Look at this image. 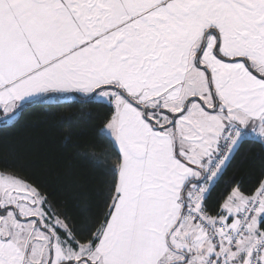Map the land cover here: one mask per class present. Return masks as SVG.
<instances>
[{
    "label": "snow or ice",
    "instance_id": "6c2138e0",
    "mask_svg": "<svg viewBox=\"0 0 264 264\" xmlns=\"http://www.w3.org/2000/svg\"><path fill=\"white\" fill-rule=\"evenodd\" d=\"M69 104L89 182L0 144V264H264V0H0V126Z\"/></svg>",
    "mask_w": 264,
    "mask_h": 264
},
{
    "label": "trees",
    "instance_id": "16d2710c",
    "mask_svg": "<svg viewBox=\"0 0 264 264\" xmlns=\"http://www.w3.org/2000/svg\"><path fill=\"white\" fill-rule=\"evenodd\" d=\"M101 111L95 105L30 108L14 126H0V144L12 150L27 175L47 184L53 198L63 201L65 172L72 171L82 182H89L90 171L75 154L81 146L96 141ZM247 148L251 151H245ZM258 153V146L245 145L225 179L233 172L245 181L251 179L257 170L254 165L259 163Z\"/></svg>",
    "mask_w": 264,
    "mask_h": 264
}]
</instances>
